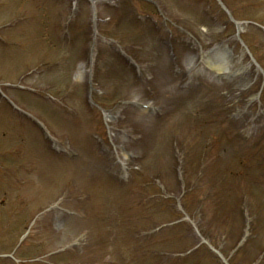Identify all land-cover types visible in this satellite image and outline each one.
<instances>
[{
	"label": "rangeland",
	"instance_id": "rangeland-1",
	"mask_svg": "<svg viewBox=\"0 0 264 264\" xmlns=\"http://www.w3.org/2000/svg\"><path fill=\"white\" fill-rule=\"evenodd\" d=\"M94 1L0 0V264H264V0Z\"/></svg>",
	"mask_w": 264,
	"mask_h": 264
},
{
	"label": "bare ground",
	"instance_id": "bare-ground-1",
	"mask_svg": "<svg viewBox=\"0 0 264 264\" xmlns=\"http://www.w3.org/2000/svg\"><path fill=\"white\" fill-rule=\"evenodd\" d=\"M227 65H228L227 63H226V65H225V63H222L221 65H218L215 70L222 71V70H224V68H227Z\"/></svg>",
	"mask_w": 264,
	"mask_h": 264
}]
</instances>
